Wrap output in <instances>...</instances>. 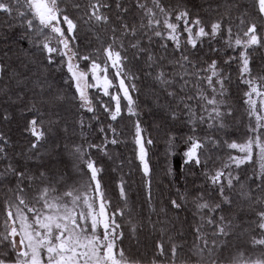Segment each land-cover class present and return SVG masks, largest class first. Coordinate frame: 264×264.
Returning a JSON list of instances; mask_svg holds the SVG:
<instances>
[{
	"label": "snow or ice",
	"instance_id": "snow-or-ice-1",
	"mask_svg": "<svg viewBox=\"0 0 264 264\" xmlns=\"http://www.w3.org/2000/svg\"><path fill=\"white\" fill-rule=\"evenodd\" d=\"M0 41L8 43L0 49V123L11 122L9 108L19 105L26 142L19 159L10 157V138L0 131V264H264V55L255 63L264 50V0L191 7L186 0H0ZM233 66L246 122L234 123ZM141 84L166 119L187 129L185 190L168 204L176 213L191 205V245L168 208L153 204V140L134 99ZM125 116L135 118L147 214L130 201L123 174L120 203L113 202L93 156L115 164L108 146L122 142L115 125ZM94 123L100 143L91 141ZM149 239L151 259L143 251Z\"/></svg>",
	"mask_w": 264,
	"mask_h": 264
},
{
	"label": "trees",
	"instance_id": "trees-1",
	"mask_svg": "<svg viewBox=\"0 0 264 264\" xmlns=\"http://www.w3.org/2000/svg\"><path fill=\"white\" fill-rule=\"evenodd\" d=\"M186 2L188 6L191 7L193 4L200 5L204 2V0H186ZM240 2L244 3L246 2V0H240ZM197 11H199L202 16L205 15V12L202 8H193V12ZM236 15H238V13L234 12L233 16L235 17ZM3 27L6 28V25ZM16 39L17 38L15 36H11V39H9L8 41V43H11L14 48L19 46L16 44ZM8 43L0 41V49L7 47ZM24 47H27V45H24ZM205 51H207V46H205ZM201 55H204V53H201ZM255 55V63H259L260 57L264 55V50L257 52ZM204 58L208 59L207 56H205ZM212 58H217L216 54H212ZM81 66L83 67L84 65L82 64ZM231 71L233 76V84L231 87L230 103H232L233 107L237 110V120L234 123H238L241 119H245L246 122V118H244L243 116L244 110L240 103L244 89L242 87L239 89L236 87L237 73L235 71V66H233V69ZM140 87L141 92L139 94H135L134 99H137V103L139 105V118L141 120L142 127L145 130V136L146 138H151L153 140V144L147 146L149 165L152 170L151 180L154 197L153 204L157 211H159L161 207L168 208L169 217L176 218V228L184 232L186 237V243L188 245H191L194 239L191 231V205L189 204L186 209H183L179 213H176L175 211L171 210L168 204L170 198H178L176 195L177 188H180L181 191L185 190V182L181 179L180 164L182 161V152L185 148V145L183 143V137L187 134V129L185 128L181 130L179 124H175L172 121L166 119L165 113L153 102V98L148 94L149 89L146 88L144 84H141ZM92 91L95 92V90ZM4 106H6L4 102L0 101V107ZM18 107L19 105L9 108V111L13 113L14 117L11 122L0 123V131L4 132L10 138L11 141V144L9 146V156L14 157L15 159H19V156L17 154L21 151L22 148L26 147V142L22 133L24 121L20 118ZM67 107L71 109L72 106L71 104H69ZM99 114L101 116V121L103 122V125L107 127V124L110 123V121L107 120L105 114H103L102 112ZM66 120L69 124V135L71 136L73 127L75 125V117L72 115L71 111L68 112ZM134 120V117L129 118L125 116V118L120 121L119 124L115 125L118 128V131L122 133L120 137L122 142L120 144L116 146H108L109 152L115 159V164H113V162L109 160L108 157L103 156L99 152L94 151L93 156L105 168L102 183L106 185V191L109 193L110 198L113 200V202L117 204L120 203L117 184L121 178V175L123 174L124 179L131 186L128 193L130 201H135L138 205H143L144 211L147 214L148 205L144 203L145 191L142 184V172L139 168V161L136 159L134 152ZM98 127L99 125H96L94 123L91 135V141L93 143H100L102 140V136L98 131ZM76 132L77 136L73 137V139H75L76 142L79 143L80 140L78 136V128L76 129ZM60 135L63 136L64 134L60 133ZM172 135H175L177 139L172 142L174 143V148L170 150L169 143L170 137ZM235 138V136L232 137V139ZM61 143L70 144L71 141H61ZM47 147L48 152L50 153L52 146L49 145ZM170 151L172 154H169ZM47 154L48 153H45L46 159L44 163H48ZM62 159L64 162H67L68 160H70V157L67 153H64ZM121 160H123L125 163L123 173H121L119 170H114L116 168V165H118ZM49 166L52 165L49 164ZM56 167L62 168L63 164H57ZM169 167H171L174 171V175L172 176L168 175ZM129 172L131 173L130 176L128 175ZM76 179H79V177H76ZM191 181L192 176L188 175V179L186 182L188 189H191L192 187ZM153 219H155V216H153ZM141 239L144 240L145 238L142 236ZM146 243L148 247L143 249V251L144 254L149 259H151V240H147ZM245 246L247 247V245Z\"/></svg>",
	"mask_w": 264,
	"mask_h": 264
},
{
	"label": "rangeland",
	"instance_id": "rangeland-1",
	"mask_svg": "<svg viewBox=\"0 0 264 264\" xmlns=\"http://www.w3.org/2000/svg\"><path fill=\"white\" fill-rule=\"evenodd\" d=\"M124 104H126V102L125 101H122V105H124ZM150 166V165H149Z\"/></svg>",
	"mask_w": 264,
	"mask_h": 264
}]
</instances>
